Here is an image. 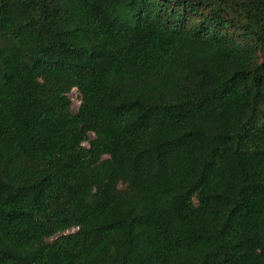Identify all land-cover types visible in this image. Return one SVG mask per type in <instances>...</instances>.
Listing matches in <instances>:
<instances>
[{
  "label": "trees",
  "instance_id": "16d2710c",
  "mask_svg": "<svg viewBox=\"0 0 264 264\" xmlns=\"http://www.w3.org/2000/svg\"><path fill=\"white\" fill-rule=\"evenodd\" d=\"M0 264H264V0H0Z\"/></svg>",
  "mask_w": 264,
  "mask_h": 264
},
{
  "label": "rangeland",
  "instance_id": "374dc122",
  "mask_svg": "<svg viewBox=\"0 0 264 264\" xmlns=\"http://www.w3.org/2000/svg\"><path fill=\"white\" fill-rule=\"evenodd\" d=\"M71 100H72V110L76 111L79 105V95L76 89H72V91L69 94Z\"/></svg>",
  "mask_w": 264,
  "mask_h": 264
}]
</instances>
